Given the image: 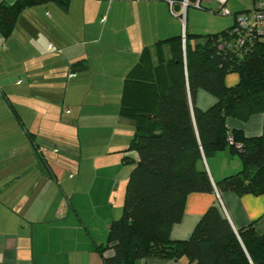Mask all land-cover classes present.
Returning <instances> with one entry per match:
<instances>
[{"label": "crops", "instance_id": "crops-1", "mask_svg": "<svg viewBox=\"0 0 264 264\" xmlns=\"http://www.w3.org/2000/svg\"><path fill=\"white\" fill-rule=\"evenodd\" d=\"M168 1L69 0L65 9L50 3L23 10L7 38L0 32V264H103L112 256V249L101 255L98 248L120 217L109 206V168L99 164L111 151L126 155L125 141L133 135L134 123L119 115L125 77L144 50L156 63L157 42L185 31L207 33L201 22L222 8L230 13H221L226 29L253 6L252 0H199L196 9L197 0H187L183 11V0H172V9ZM163 50L168 57L169 47ZM214 102L199 91L198 108ZM123 120L133 126L130 139L118 135ZM262 126V115L245 123L226 120L228 130L245 136L261 134ZM52 144L62 150L52 151ZM228 146L203 158L215 189L242 168ZM212 205L221 207L235 232L264 216V194L194 193L170 238H189ZM263 225L261 220L257 227Z\"/></svg>", "mask_w": 264, "mask_h": 264}, {"label": "trees", "instance_id": "trees-1", "mask_svg": "<svg viewBox=\"0 0 264 264\" xmlns=\"http://www.w3.org/2000/svg\"><path fill=\"white\" fill-rule=\"evenodd\" d=\"M253 5L258 1L252 0ZM69 0H15L0 3V32L7 38L20 13L31 7ZM247 12V11H246ZM241 14V13H240ZM239 15V14H238ZM237 17V16H236ZM235 23L220 32L182 36L155 45L156 63L144 50L124 79L119 115L134 123L124 157L133 168L126 182L122 216L111 223L105 245L112 256L103 264H137L158 258L186 264H264V216L236 232L219 205L210 206L186 240H172L170 232L183 218L187 197L194 193L264 194V39L236 43ZM169 47V56L163 47ZM239 81L225 86V76ZM199 91L215 99L197 107ZM262 115L261 134L245 136L228 130L227 119L245 123ZM228 138L233 144H228ZM229 145L242 168L213 187L203 166ZM240 146V149L236 148ZM109 245H111L109 247Z\"/></svg>", "mask_w": 264, "mask_h": 264}, {"label": "rangeland", "instance_id": "rangeland-1", "mask_svg": "<svg viewBox=\"0 0 264 264\" xmlns=\"http://www.w3.org/2000/svg\"><path fill=\"white\" fill-rule=\"evenodd\" d=\"M224 17L225 16H223L221 13H218L216 15L211 14L209 18H206L205 20L201 22V25L203 28H205L206 30L205 32L207 33L208 32L215 33V32L222 31L225 29V27H223L224 24L221 23V21L225 19ZM207 33H201V34H207ZM225 77L226 78L224 80H226V82L228 83L233 82L231 83V85L225 84V86H232L240 80L238 73H229ZM231 78H234V79L231 81ZM199 101H200V96H199ZM123 121H124V125H123L124 129L120 130L118 135L129 137L130 139L133 126L131 125L130 121L128 120H126L127 122H125V120ZM128 141L130 142V140ZM128 141H125V146H127V144L129 145ZM48 148H51L52 151L54 148L58 149L59 151L62 150L61 148H59L58 146H55L54 144L50 145ZM124 153L126 155H124L122 152H119L116 154V152L111 151L110 154L108 155L109 157L103 159L101 164H99L102 167L106 166L109 168L108 171L110 175L108 176L112 178L113 180V183H111L109 187V189H111V191L113 192V196L111 197L109 206L113 207L112 212L116 216H118L116 218H119L122 216V207H123V199H124V194H125L126 182H127L129 173L133 167L131 163H127V162L123 163L121 160L123 156L133 158L132 157L133 153L129 151L124 152ZM117 155H119L118 158L116 157ZM115 215L113 218H115Z\"/></svg>", "mask_w": 264, "mask_h": 264}, {"label": "built area", "instance_id": "built-area-1", "mask_svg": "<svg viewBox=\"0 0 264 264\" xmlns=\"http://www.w3.org/2000/svg\"><path fill=\"white\" fill-rule=\"evenodd\" d=\"M218 2L223 5L226 0H218ZM174 3L175 1H168L170 9H172ZM181 6L182 10L185 11L188 6L187 0H183ZM194 8L200 9L199 0L194 3ZM171 12L174 15L172 10ZM221 13L225 16L230 14L224 8L221 9ZM235 25V32L237 33L236 43L238 44H243L249 38L264 39V1L256 2L249 11L239 14L235 19ZM182 44L184 47V34L182 35ZM228 144H233L232 138H228ZM236 148L240 149V146L236 145Z\"/></svg>", "mask_w": 264, "mask_h": 264}]
</instances>
